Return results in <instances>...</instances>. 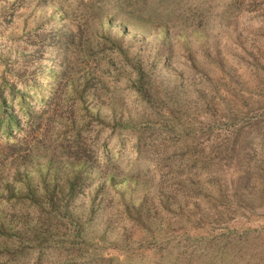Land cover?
<instances>
[{"label":"trees","instance_id":"1","mask_svg":"<svg viewBox=\"0 0 264 264\" xmlns=\"http://www.w3.org/2000/svg\"><path fill=\"white\" fill-rule=\"evenodd\" d=\"M209 1L0 0V63L36 67L0 81V264H113L114 257L99 253L102 238L117 233L126 240L132 231L147 238L141 247L153 245L151 264L238 263L242 248L231 237L220 243L183 232L167 244L158 239L169 214L185 217L188 202L198 204L195 185L184 182L196 166L208 162L211 169L228 153L246 151L248 164L236 163L231 193L246 206L254 200L244 198L245 189L264 182V0H249L250 7ZM249 8L261 10L259 29L243 27ZM65 21L74 29H65ZM48 36L60 42L59 69L37 47ZM256 42L263 44L259 57ZM237 43L239 60L259 82L231 90L227 78L235 69L226 53L236 57L228 45ZM144 44L156 48L142 50ZM28 45L36 46L32 57L23 51ZM129 95L138 106L132 110L123 102ZM195 95L209 112L228 109L230 125L244 121L224 145L228 155L207 156L192 135L200 127L192 118ZM255 138L259 161L252 160ZM177 164L185 173L178 180ZM177 184L188 190L184 205L165 196L169 186L179 203ZM137 185L141 203L132 195ZM152 191L163 203L149 202ZM257 254L263 261L264 253Z\"/></svg>","mask_w":264,"mask_h":264},{"label":"rangeland","instance_id":"2","mask_svg":"<svg viewBox=\"0 0 264 264\" xmlns=\"http://www.w3.org/2000/svg\"><path fill=\"white\" fill-rule=\"evenodd\" d=\"M191 1V0H188ZM244 5L250 7L248 5L249 0H243ZM207 6H211V0L207 3H205ZM251 5V4H250ZM150 12H153L151 10H148ZM248 11L252 14V16L243 17L244 19H241V21H245L246 24L243 26L249 30L248 27H253L254 29H259V26L263 24L261 19L258 17V14L261 13L260 9L252 10L251 8L248 9ZM155 17V16H154ZM77 20L79 22L80 20V13L77 15ZM60 23V22H58ZM64 26L65 29L72 30L74 27H71L68 22H62L60 23ZM64 28H61L59 31L61 32L64 30ZM54 29V28H53ZM8 30V29H7ZM50 31V30H49ZM218 32V29L210 30V33L212 37H215V34ZM9 33V30L6 32V35ZM50 33V32H49ZM14 34V31L13 33ZM20 34V33H18ZM49 38L45 41V38H42L41 42L38 43L37 47H43L45 49V52L43 54V57L46 59H49V57L52 59H56V67L59 69V60L61 58H58L56 54V48L59 46L60 42L56 44L57 41L52 42L51 36H48ZM246 45H251L253 42L247 41L244 42ZM20 44V43H18ZM189 49L191 51L194 50L195 42L189 43ZM205 49L206 46L204 42H202ZM3 46V44H1ZM8 46V44L4 45V48ZM24 45H21L23 47ZM29 48L23 50L25 54H30L31 57L32 54L35 53L36 46H30ZM228 46H232L234 48V53L236 54V57L233 55H228L226 53V58H228L229 65H232L235 69V72H232V76L227 79H232L229 81L231 84V90L235 89H246L249 85L251 87L252 81H258L253 79L254 75L250 73V69L247 68V65L244 63H241L239 60L240 56L238 55L241 53L242 50H240V43H237L236 46L229 44ZM156 48L154 44H150L147 46L144 44V47H142L144 50L147 48ZM207 47H212V44L208 42ZM263 44L261 42H256L255 44V51L259 57V55L263 52ZM239 51V52H238ZM115 59V55H113ZM255 57V58H258ZM246 60V59H245ZM261 61V59H260ZM23 60H20L18 63L14 64H7L0 63V81L5 78L9 80H15V77H17V73H20L21 75L30 74L33 72V70L36 69V67H27L22 68ZM43 65L50 66V63L45 62L43 60ZM9 68V69H8ZM8 69V70H7ZM26 71L27 73H24ZM37 71H39L37 69ZM2 72H4L2 74ZM6 72V73H5ZM238 80V81H237ZM264 81V79L262 80ZM240 82V84H238ZM198 98V95H195L193 98L194 104L192 105V113L193 117L196 119V123L200 127H195L194 133L196 137L201 141L200 145L205 146V149L207 152L205 154L207 156H214L216 157V151L222 152V154H227V151H224V147L230 146L231 143L234 141L235 134L239 130H241L242 125L244 121H240L239 123H235L234 125H230L227 121H230V118H227L226 113L228 112V109L221 107V109L216 112H209L204 108V103ZM123 102H126L125 108L126 109H134L137 108V104L133 101V98L129 95L128 97L123 100ZM203 103V104H202ZM241 108V107H236ZM194 110V112H193ZM243 117V116H239ZM127 119V118H125ZM253 120V119H252ZM229 124V125H228ZM249 126V125H248ZM248 126L246 128H248ZM191 132H193L191 130ZM236 132V133H235ZM237 133V134H238ZM254 140H257L255 138ZM255 144L257 145V150L254 154L253 161H259L262 152H260V147L258 145V140L255 141ZM225 145V146H224ZM232 152V151H231ZM230 156L228 159L223 161V164H213L211 169L208 166H196L198 167L195 171H189L188 175L192 176L191 179L186 178L184 181L188 184V187L190 185H195L196 187V197H197V203L188 202L189 204L186 205L188 207L187 209H190V211H187L185 213V217L182 215H179L177 213H172V215L169 214L168 223L161 226V231L158 230V239H161V242L164 244H167L169 239H172L171 242L178 240L179 236L182 235L183 232H188L189 235H195L197 237H209V238H215L217 240H221L220 243H222L225 240H228L230 237L231 241H233L234 244L240 243V246L236 247L237 249L242 248L241 251V260H238L237 264H264V260L262 261L260 258H256L255 255L264 253V182L260 181V184H249L248 188L245 189L244 198H250L253 196L254 200L253 202H250V206H246L247 202L239 203L236 202L234 197L231 193H233V186L234 183H237V180L235 178L237 177L236 172V163L239 162L241 165H247L246 151L244 153L239 152L238 155H232L228 153ZM227 154V155H228ZM205 158V157H202ZM258 159V160H257ZM250 161L251 164V170L253 171L256 167L255 162ZM238 164V163H237ZM180 168L179 165L175 166V173H179L177 175V180L179 175H184L185 173L181 174V171L178 169ZM8 168H6L5 172H10ZM187 175V176H188ZM185 178V177H184ZM195 179L198 181L199 186L195 184ZM176 180V181H177ZM142 186L137 185L136 190L133 192V199H135L136 203H141V190ZM169 186L165 187V196L169 197V203H172L174 205L176 204H182L184 205L187 203L186 201V194L188 190L186 188L183 189L181 185L177 184V187H175V190H178L180 193V199L179 203L175 202V197L173 191H171ZM251 190V191H249ZM112 193V189L110 190ZM129 192V190H128ZM159 193L152 191L149 194V200L150 203H163V198H158ZM117 197V194H116ZM232 197V198H231ZM162 198V199H161ZM191 199H189L190 201ZM155 207H159L161 209L160 204H155ZM193 211H197L196 213L191 214ZM217 211L223 212L222 216L217 213ZM227 211L229 212L228 214ZM103 216L105 213L102 214ZM100 218V217H99ZM153 228V224H152ZM156 229H159L157 227ZM152 230V229H151ZM63 232H66V229L61 230V234ZM155 232V229H154ZM231 233V234H230ZM244 233V234H242ZM56 233H52L50 236L53 239H56L55 236ZM133 235L129 236L126 235V240H123L124 237L119 238V234L115 233H107V235L102 238V242L99 245V253L108 255L111 257H114L113 264H151L152 261H154V258H151L152 255V248L153 245L148 246L147 248H143L139 245V241H145L147 238L142 240V233L141 232H134L132 231ZM229 234V235H228ZM247 234V235H246ZM67 234H64L66 236ZM228 235V237H226ZM149 236V234H148ZM147 236V237H148ZM144 237V236H143ZM68 239L65 237V240ZM63 240V241H65ZM60 242V241H59ZM61 243V242H60ZM62 246L66 243H61ZM171 246V245H170ZM54 247V246H53ZM254 253V258H248L250 255ZM45 260V258H44ZM130 261V263H128ZM44 264V263H41Z\"/></svg>","mask_w":264,"mask_h":264}]
</instances>
